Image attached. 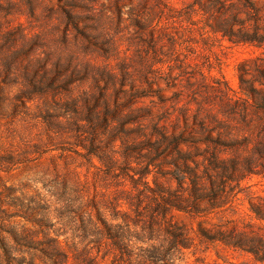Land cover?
<instances>
[{
    "label": "rangeland",
    "instance_id": "obj_1",
    "mask_svg": "<svg viewBox=\"0 0 264 264\" xmlns=\"http://www.w3.org/2000/svg\"><path fill=\"white\" fill-rule=\"evenodd\" d=\"M200 230L264 244V0H0V264H264Z\"/></svg>",
    "mask_w": 264,
    "mask_h": 264
},
{
    "label": "trees",
    "instance_id": "obj_2",
    "mask_svg": "<svg viewBox=\"0 0 264 264\" xmlns=\"http://www.w3.org/2000/svg\"><path fill=\"white\" fill-rule=\"evenodd\" d=\"M220 31L221 32H225V28H220ZM226 36H228V32L225 33ZM237 41H247L246 38H240L239 40ZM154 183V181H153ZM151 198H156L154 200H159V199H163V197L165 196L163 194V192H160V191H157V190H154L153 192H151ZM215 233V232H214ZM206 233V232H203L202 230H200V234L202 235L203 238H206L207 240H210V241H218L224 245H227V246H233V247H236V248H240L244 251H250V250H247L246 247H248L249 245L250 246H255V245H259V246H263L264 247V244H262L261 240L259 239H246V238H242L241 236H228V235H224L222 233ZM250 243V244H248ZM162 259L161 256L159 254H156L155 256V260H160ZM262 261H264V258L261 259Z\"/></svg>",
    "mask_w": 264,
    "mask_h": 264
}]
</instances>
